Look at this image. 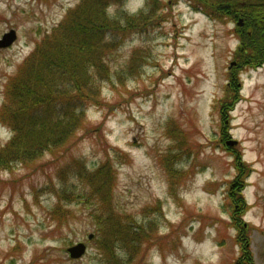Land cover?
<instances>
[{
    "label": "rangeland",
    "instance_id": "rangeland-1",
    "mask_svg": "<svg viewBox=\"0 0 264 264\" xmlns=\"http://www.w3.org/2000/svg\"><path fill=\"white\" fill-rule=\"evenodd\" d=\"M78 1L0 0V37L17 32L0 48V107L9 77ZM191 2L108 9L141 21L105 52L109 76L82 127L28 164L0 168V264H236L242 255L264 264V63L244 66L264 47L253 32L264 38V12L246 21L229 8L264 0H212L222 20ZM11 134L0 122V147ZM233 192L249 206L244 232L232 226ZM115 223L136 234L133 252ZM79 241L87 250L71 258Z\"/></svg>",
    "mask_w": 264,
    "mask_h": 264
},
{
    "label": "trees",
    "instance_id": "trees-1",
    "mask_svg": "<svg viewBox=\"0 0 264 264\" xmlns=\"http://www.w3.org/2000/svg\"><path fill=\"white\" fill-rule=\"evenodd\" d=\"M124 1L126 0H79L52 30L36 43L17 72L9 77L4 87L0 122L10 128L12 134L0 147V168H8L15 163L28 164L45 151L50 152L52 148L60 147L69 141L73 133L82 127L87 103L98 101L97 83L109 76V67L103 58L105 52L113 50L122 36L136 31L139 27L140 22H136L141 21L138 19L139 14L131 15L121 12L123 10L112 14L108 11L112 5H118L119 8ZM191 1L194 9H199L208 16L224 19L225 13L221 9L216 8L217 11H214L210 8L212 0ZM215 1L213 5L223 2ZM229 8L235 9L232 14L241 10L246 21H251L253 13L264 12V5L258 8L247 3L244 6ZM142 13L143 10L140 14ZM253 16L254 21L250 23L255 28L258 24L257 14ZM253 32L264 41L256 29ZM253 32L244 33L248 39L247 43L252 42ZM257 50L260 51V48ZM258 51L253 54V58L250 55L243 56L248 61L250 58L256 59L244 66L254 65L264 57V47L261 52ZM236 98L237 95L231 106ZM102 169L103 167L100 168L99 174L103 172ZM247 173L248 169L244 172L245 176ZM105 179L106 177L102 180ZM106 185L107 181H103V186ZM239 185L240 182H236L234 190ZM104 192L106 193V190ZM229 196L238 203L232 217V226L244 232L240 217L248 206L244 204L242 195H234L233 192ZM114 229L124 234L119 244L123 249H128L130 239L135 240L136 234H133L132 238L126 233V229L118 227L117 223ZM106 245L104 243L103 249ZM108 246L109 250L113 248L111 244ZM129 251L134 250L130 247ZM112 255L110 251L109 257ZM117 259V264L127 263ZM239 261L241 264H248L246 255L238 258L236 264H240Z\"/></svg>",
    "mask_w": 264,
    "mask_h": 264
},
{
    "label": "water",
    "instance_id": "water-1",
    "mask_svg": "<svg viewBox=\"0 0 264 264\" xmlns=\"http://www.w3.org/2000/svg\"><path fill=\"white\" fill-rule=\"evenodd\" d=\"M17 37L16 30L14 28H10L8 31H5L0 37V48L9 47ZM228 144L232 145L236 143L235 140H231L227 142ZM92 234L88 235V238H91ZM69 256L71 258H80L86 251V245L84 242H77L67 248Z\"/></svg>",
    "mask_w": 264,
    "mask_h": 264
},
{
    "label": "flooded vegetation",
    "instance_id": "flooded-vegetation-1",
    "mask_svg": "<svg viewBox=\"0 0 264 264\" xmlns=\"http://www.w3.org/2000/svg\"><path fill=\"white\" fill-rule=\"evenodd\" d=\"M243 3H245V2H243ZM259 5H262V2H260V4Z\"/></svg>",
    "mask_w": 264,
    "mask_h": 264
}]
</instances>
